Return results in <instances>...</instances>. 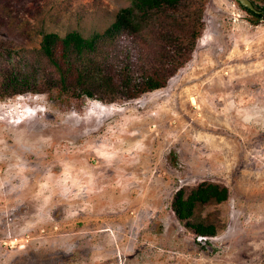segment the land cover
Wrapping results in <instances>:
<instances>
[{"label":"rangeland","instance_id":"rangeland-1","mask_svg":"<svg viewBox=\"0 0 264 264\" xmlns=\"http://www.w3.org/2000/svg\"><path fill=\"white\" fill-rule=\"evenodd\" d=\"M204 1L191 52L183 34L198 5L179 9L185 21L157 19L139 38L101 46L127 68L134 92L168 54L185 51L184 66L159 69L171 74L158 90L112 104L0 98V264H264V18L251 23L236 0ZM129 6L0 0V53L32 54L46 34H102ZM31 66L44 74L36 59ZM202 182L229 195L198 212L217 235L197 241L172 200Z\"/></svg>","mask_w":264,"mask_h":264},{"label":"trees","instance_id":"trees-1","mask_svg":"<svg viewBox=\"0 0 264 264\" xmlns=\"http://www.w3.org/2000/svg\"><path fill=\"white\" fill-rule=\"evenodd\" d=\"M197 1L131 0V6L120 10L114 23L102 34H96L88 39H84L74 32L67 34L65 37L46 34L42 39L40 48L31 52L32 54L17 55L19 53L14 51H7L5 54L1 52V89L3 83L9 82V84L0 94V98L36 94L57 101L59 106L86 99L112 104L126 102L128 99L138 98L142 93L158 90L165 86L166 79L171 74V71H164L162 77L159 69L166 62L171 63L173 66L177 64L174 67L175 70L181 64L184 66L186 63L185 57H187L185 51L180 53L178 50V52H173L172 55L168 54L165 61L160 63L159 67H156L157 71L144 78L141 83L142 88L134 92L130 88L134 79L124 64L117 59H110L108 54L104 56L105 53L100 48L102 45L114 42L120 37L139 38L147 26L157 19L164 21L162 18H169L170 23L177 21L178 18L179 21H185V18L188 19L189 16L186 17V14L182 12L178 16L179 9L193 8L198 5L195 7L197 10L194 17H192V21L186 27V33L184 31L183 34L184 36L185 34H191L192 39L188 46L189 49H184L191 52L194 50L196 42H199L202 37L205 24L203 17L207 2L204 0ZM239 6L248 12L251 23L257 25L262 21V15L253 13L241 4ZM261 9L264 11V5L261 6ZM170 23L163 22L165 25L169 24L172 31ZM193 25L195 28H193ZM175 39L179 38L175 37ZM131 47L128 44L122 52L125 58L129 57ZM177 53H180L179 56H176ZM14 55L17 57L13 60ZM180 57L183 58L181 62L179 61ZM32 58L36 59L39 64L45 65L42 70L44 74L39 70H33L38 72L40 77L31 73L30 60ZM107 67H112L111 71ZM93 83L99 84L97 92L102 93L103 97H99L100 93L94 94L96 92L91 88ZM20 85L24 86L22 90L18 88ZM228 195V190L218 183L202 182L196 187L178 190L172 200V210L177 219L193 233L197 241L209 239L217 235L216 225L199 219L200 217L197 214L205 206L227 201Z\"/></svg>","mask_w":264,"mask_h":264},{"label":"water","instance_id":"water-1","mask_svg":"<svg viewBox=\"0 0 264 264\" xmlns=\"http://www.w3.org/2000/svg\"><path fill=\"white\" fill-rule=\"evenodd\" d=\"M243 7L249 9L255 14L262 15L264 18V11L261 9L260 6L255 4L252 0H237Z\"/></svg>","mask_w":264,"mask_h":264},{"label":"clouds","instance_id":"clouds-1","mask_svg":"<svg viewBox=\"0 0 264 264\" xmlns=\"http://www.w3.org/2000/svg\"><path fill=\"white\" fill-rule=\"evenodd\" d=\"M238 2V1H237ZM239 3V2H238ZM240 4V3H239ZM261 7V6H260Z\"/></svg>","mask_w":264,"mask_h":264},{"label":"bare ground","instance_id":"bare-ground-1","mask_svg":"<svg viewBox=\"0 0 264 264\" xmlns=\"http://www.w3.org/2000/svg\"><path fill=\"white\" fill-rule=\"evenodd\" d=\"M21 136V135H20ZM26 139V138H25Z\"/></svg>","mask_w":264,"mask_h":264}]
</instances>
